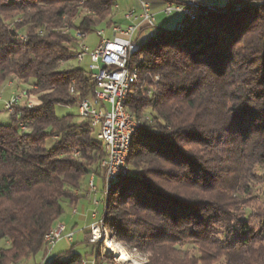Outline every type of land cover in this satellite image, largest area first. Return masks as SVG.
<instances>
[{"label": "trees", "instance_id": "obj_1", "mask_svg": "<svg viewBox=\"0 0 264 264\" xmlns=\"http://www.w3.org/2000/svg\"><path fill=\"white\" fill-rule=\"evenodd\" d=\"M117 6L0 0V88L14 81L34 97L0 120V264L45 253L64 205L76 207L89 177L103 179L97 129L57 109L94 96L90 72L72 64L74 35L112 28ZM185 22L183 32L153 26L131 58L126 110L141 127L106 227L144 264H264V0L201 4ZM75 248L42 264H83Z\"/></svg>", "mask_w": 264, "mask_h": 264}, {"label": "built area", "instance_id": "obj_2", "mask_svg": "<svg viewBox=\"0 0 264 264\" xmlns=\"http://www.w3.org/2000/svg\"><path fill=\"white\" fill-rule=\"evenodd\" d=\"M203 0H184L182 3H176L170 0L164 8L166 15H171L179 12L185 15L186 19L196 16V11ZM117 9V7H116ZM134 13L128 16L131 19ZM142 23L149 27L155 26L156 16L152 12L151 3L147 0L141 2V14L137 17ZM186 26L184 21L177 27V30ZM138 30L136 25L114 26L111 30L110 37L107 36L106 30L98 29L99 43L94 50H91L84 42V33L77 32L74 37L79 41V51L77 56L79 62H84L86 58L90 60L89 72L92 81H97V90L92 98H84L81 100L78 107V114L81 120L90 121L93 128H97L100 133V142L107 143L106 157L104 159L103 183L107 177L114 175L117 172H125L122 169V157L124 150V140L128 139V133L132 128H139L141 125H134L133 117L123 116L122 100L123 85L125 76L123 68L127 62V52L131 50L137 42L134 41V36ZM68 30L66 29L65 32ZM158 79V78H157ZM10 88H15V82H9ZM30 90V89H29ZM29 90L17 92L13 94L8 102H6L5 110L9 115L12 114L11 103L19 102V105H25L29 108L28 97L31 95ZM29 127L26 122H20L19 129ZM127 173V172H126ZM90 190L97 192L94 179L89 183ZM99 204V203H96ZM102 204V201H101ZM77 210L74 209V214ZM102 215L94 211L92 218L94 222L90 226L89 243L96 246V251L101 253L105 245L103 231L100 230V222ZM66 224L63 226H54L52 231V241L47 252L50 256L56 245L65 238L68 242L73 243L75 234L67 232ZM85 264H99L96 255L92 261H85Z\"/></svg>", "mask_w": 264, "mask_h": 264}, {"label": "rangeland", "instance_id": "obj_3", "mask_svg": "<svg viewBox=\"0 0 264 264\" xmlns=\"http://www.w3.org/2000/svg\"><path fill=\"white\" fill-rule=\"evenodd\" d=\"M131 5H133L132 0H118V6H122V7L126 8V7L131 6ZM171 28L174 29V27H171ZM100 29L106 30L107 34L109 36L110 29H108L106 26H103ZM152 33H153V30H152V28H150L147 32L137 36L136 42L138 43V45L140 46L143 43H145L147 38H148L147 34L151 35ZM98 43H99V40H98V38H97L95 33L88 35V37L86 39V42H85V44L91 50H94L97 47ZM72 64L75 67L82 68V69H85V70L89 71L90 60H89V58H86V60L84 62H79V61L75 60V61L72 62ZM29 89H31L30 86H23V85H19V87L17 88V90H19V92H23V91L29 90ZM16 92L17 91H16L15 88H10L9 87V83H6L5 85H3L0 88V120H1L2 124H4V125H9L11 123L10 115L5 110L6 102H8L10 100V98L13 96V94L16 93ZM33 98L34 97H31V96L28 97V104L34 105ZM13 103H15V102H12L11 105H13ZM16 103L19 104V102H16ZM70 113L78 115V109L77 108H68V107H63V108L61 107V108L57 109L58 116H63L65 114H70ZM85 186H87V185H84L82 190H85ZM96 186L99 189V193H98L97 198L96 199L94 198V201L95 200L102 201L103 198H104V183L101 180L97 179ZM263 193H264V187H263ZM80 201L84 202V200H82V199ZM66 204L64 205L65 213H64V215H63V217H62V219L60 221V222H63L65 224H67L66 226L71 224L70 223V219L72 217L80 218L81 216H86L88 218L90 216L91 211L93 209H95V206H93V204L91 205V204H88V203H85V204L84 203L83 204L79 203L77 205L79 214L77 216H73L72 209L69 206V203H66ZM84 205H86V207H84ZM103 206H101L98 209V211L101 213L100 215L104 214V207ZM66 217H67V219H66ZM80 228H82L81 225H80ZM67 232H69V231H67ZM80 234H81V231L79 230V227H78L76 229V231H75V243H70L65 238H63L56 245V247L54 248V250L52 251V253H51V255L49 256L48 259H52L56 255L68 251L73 245H75L76 252L80 253L81 255H83L88 260L89 256L92 255V250L94 248L96 249V246L93 245L94 246V248H93L92 246L86 244V238L85 237L83 238V236H80ZM108 234H109V232H108ZM108 240H111L110 236L106 240V242ZM106 242H105V245H106ZM112 242L114 244H116V245H119V244L115 243L113 240H112ZM105 245L103 246V249H102L100 254H101L102 257H104L103 255L105 254V256H106V258L108 260H105L102 264H144V262H145V257L140 256V255H131L122 246L121 247L132 257L133 262H129V263L121 262V261H119L117 259L116 256H114L112 254L111 255L110 254L106 255V253H105ZM45 255L47 256V252L46 251H45V253H40L39 255H37L35 257V260L29 261L28 264H42ZM93 256L95 257V255H93Z\"/></svg>", "mask_w": 264, "mask_h": 264}, {"label": "crops", "instance_id": "obj_4", "mask_svg": "<svg viewBox=\"0 0 264 264\" xmlns=\"http://www.w3.org/2000/svg\"><path fill=\"white\" fill-rule=\"evenodd\" d=\"M142 1L143 0H132L133 5L128 6L126 8H124L122 6H117V9L115 11V17L113 19L114 26H118V25L119 26L136 25L138 27V30H137V32H136V34L134 36V41L135 42H136L137 36L147 32L150 28H152V27L146 28L147 25L145 23H142L137 18L141 14V2ZM147 1H149L151 3L152 12L156 16L155 27H159V28H162V29H172L171 27H174V30H177V27L186 20L185 15L182 14V13H179V12H175V13H173L171 15H166L164 13V8L166 7V4L169 3L170 0H147ZM183 1L184 0H174V2H176L178 4L182 3ZM229 1L230 0H203L201 4L203 6H207V7L208 6L224 7ZM131 13H134V16L131 19H128V16ZM112 28H110L109 36L107 34L108 37H110V35H111ZM106 33H107V31H106ZM96 36H97V34H96ZM87 37H88V35H87ZM87 37H86V39H87ZM147 37L149 38L150 35L147 34ZM97 38H98V36H97ZM86 39L84 40V42H86ZM92 179H94L95 187L97 189L96 193L92 192L90 190V187H89V183L91 182ZM97 179H99V180H101L103 182L102 178H96L95 179L93 176H91V177H89L87 179V181L85 183V185H87V186H85V190L81 191V195H82L81 199L84 200V202L80 201L81 199L78 201V204L79 203H81V204L88 203V204H91V205L93 204V206H95V209H93L91 211L90 216L88 218L86 216H81L80 218L72 217L70 219V223L71 224L66 226V230L69 231V232H73L74 234H75L76 229L79 227V230L81 231L80 236H83V238L84 237L86 238V234L90 233V226L94 222V220L92 218V213L94 211H96V212L99 213V215L101 214L98 211V209L102 206L101 201H97V200L94 201V198L96 199L97 196H98V193H99V189L96 186ZM96 203H99V204H96ZM77 205H76V207H71L73 216H77L79 214ZM84 207H86V205H84ZM74 209L77 210L76 214L73 213ZM66 219H67V217H66ZM80 225H81L82 228H80ZM73 243H75V240H74ZM90 246H92L94 248L93 245H90ZM94 249L92 250V253H94V251H95ZM47 258H49V256L44 257L43 262ZM93 258H94V256L91 255V256H89L88 260L86 259V261H92Z\"/></svg>", "mask_w": 264, "mask_h": 264}, {"label": "bare ground", "instance_id": "obj_5", "mask_svg": "<svg viewBox=\"0 0 264 264\" xmlns=\"http://www.w3.org/2000/svg\"><path fill=\"white\" fill-rule=\"evenodd\" d=\"M194 18V17H192ZM185 27L179 29V32H183ZM97 36H98V31L96 32ZM87 35L84 34V40L86 39ZM140 46L137 44L135 45L133 48H131V50H129L127 52V62L125 65V68H123V75L125 76V82L123 85V94L124 96H130V87H131V83L132 80L134 78H136V75L133 74L131 72L130 69V61L132 56L139 50ZM76 60L79 61V57H76ZM92 78V77H91ZM95 85H96V89L97 90V81H94ZM74 88L71 89V93L74 94ZM130 97H123L122 100V108H123V116L126 117H133L127 110H126V105H127V101ZM18 105V103H13V105H11V111H13V106ZM33 106V105H31ZM133 123L134 125H140V122L135 120L133 118ZM97 129V128H95ZM139 128H132V130L129 131L128 133V139L124 140V150H123V157H122V169L125 170V172H117L114 175H111L110 177H107V179L104 180V198L102 200V206L104 207V214L101 217V222H100V230L103 231L104 234V238H106V240L109 238V234L107 231V227H106V213H107V206H108V202H109V192L110 189L112 187V185L121 177H124L128 174V158H129V154L131 151V146H132V138L133 135L137 132ZM24 131L27 130V128L23 129ZM97 139L100 141V133L98 132L97 129ZM103 144V146L105 147V151H107V143L106 142H101ZM104 161L102 162V167H103ZM127 172V173H126ZM65 225V223L60 222L58 223L56 226H63ZM53 231V230H52ZM52 231L46 236L45 238V248L46 251L48 252L51 241H52ZM105 253L106 255H114L117 257V259L121 262L124 263H129V262H133L132 257L119 245H116L112 242V240H108L106 242L105 245ZM105 258V254L103 255ZM83 264H85V261L83 262Z\"/></svg>", "mask_w": 264, "mask_h": 264}]
</instances>
